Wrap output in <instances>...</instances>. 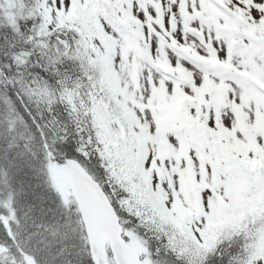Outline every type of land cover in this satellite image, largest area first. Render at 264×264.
Instances as JSON below:
<instances>
[{
  "label": "snow or ice",
  "instance_id": "1",
  "mask_svg": "<svg viewBox=\"0 0 264 264\" xmlns=\"http://www.w3.org/2000/svg\"><path fill=\"white\" fill-rule=\"evenodd\" d=\"M0 264H264V0H0Z\"/></svg>",
  "mask_w": 264,
  "mask_h": 264
}]
</instances>
